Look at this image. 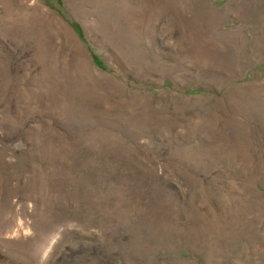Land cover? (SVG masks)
<instances>
[{"label": "rangeland", "instance_id": "1", "mask_svg": "<svg viewBox=\"0 0 264 264\" xmlns=\"http://www.w3.org/2000/svg\"><path fill=\"white\" fill-rule=\"evenodd\" d=\"M58 1L0 0V264H264V0Z\"/></svg>", "mask_w": 264, "mask_h": 264}, {"label": "trees", "instance_id": "2", "mask_svg": "<svg viewBox=\"0 0 264 264\" xmlns=\"http://www.w3.org/2000/svg\"><path fill=\"white\" fill-rule=\"evenodd\" d=\"M59 2V4H62V2H61V0H59L58 1ZM95 59H94V64L95 65H97V67H99V68H104V65H103V62L97 57V56H95L94 57ZM189 94H193V93H201V91L200 90H195V91H193V93H191V92H189V91H187Z\"/></svg>", "mask_w": 264, "mask_h": 264}]
</instances>
